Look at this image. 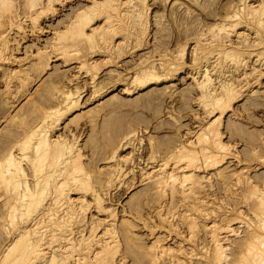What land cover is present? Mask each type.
<instances>
[{"label":"rangeland","instance_id":"obj_1","mask_svg":"<svg viewBox=\"0 0 264 264\" xmlns=\"http://www.w3.org/2000/svg\"><path fill=\"white\" fill-rule=\"evenodd\" d=\"M257 1L260 2H252ZM11 2L8 11L13 13L6 11L9 0L2 6L4 12L0 11L2 17L5 14L4 19L0 18V159L8 146L36 129L47 112L59 107L66 110L64 92L80 90V106L66 111L56 134H63L81 147L84 171L89 173L92 186L103 190V204L110 211L98 210L88 192L86 200L91 203L85 229L82 227L77 236L81 231L86 237L90 235V218L109 215L116 218V264H217L211 225H231L233 231L225 229L228 240L223 242L224 255L229 256L221 264H235L237 260L240 264L248 255V242L253 243L256 234L264 236V206L258 200L259 194L264 199V68L254 61L257 57L246 54L247 75L235 79L237 89H245L219 122L221 140L227 148L218 154L219 164H203L205 154L214 150L211 145L208 151L203 150L208 145L205 142L189 147L199 158L201 168L196 171V178L201 180V186L190 191L186 183L184 191L178 184L173 194L162 189L166 192L163 193L142 174L152 159L162 162L170 158L174 162L179 156L177 146L195 140V133L206 125L198 89L190 76L204 62L194 64L187 50L200 34L210 37L211 30L228 13L240 10L244 0H147L149 31L138 47H134L135 35L129 34V46L122 57L117 56V51L106 53L105 41L99 36L92 49V43L78 34L68 32L60 38L56 35L64 32L67 23L89 7L92 0H52V5L49 0H40L34 7L29 0ZM245 26L243 20L238 29ZM186 45L185 64L165 75L167 69L159 64L164 52ZM204 49L211 52L217 47L205 45ZM108 58L111 62L106 63ZM94 60L100 65L97 69L91 65ZM81 61H86L87 67L79 71ZM141 61L154 65L162 82L149 80L136 86L134 75L139 70L135 64ZM118 165L125 173L114 181ZM81 193L79 190L72 196ZM5 194L0 189L1 255L13 237ZM99 230L101 235L102 228ZM161 247L171 250L154 257Z\"/></svg>","mask_w":264,"mask_h":264},{"label":"bare ground","instance_id":"obj_2","mask_svg":"<svg viewBox=\"0 0 264 264\" xmlns=\"http://www.w3.org/2000/svg\"><path fill=\"white\" fill-rule=\"evenodd\" d=\"M11 1L9 0V6L6 5V11L12 7L13 2ZM29 1H31L29 3L32 7L40 3V0ZM252 1L244 0L241 7L242 12L240 9L228 13L226 19L219 23L215 29L211 28L210 37L203 38V34H200L197 41L189 45L187 51L192 57V62L194 64L200 60L204 62L198 67L195 66L197 68H194L195 72L190 76L198 89V99L201 101L205 113V118H203L207 122L195 133L197 134L195 140L190 139L186 144L177 146L179 156L175 157L174 162H170V158H165L162 162L152 159L153 161L148 162L146 167L144 166L145 171H142L144 179L153 182L157 189L159 187L158 190L160 188L165 191L169 190L173 194L178 189V184L184 189L187 186L186 183H189L188 189L190 191L196 189V186H201V180L196 178V171L201 168L199 158L196 151L189 147L192 148L205 142L208 145L203 150L206 151L207 149L208 151L211 145L214 150H209L205 154V163L203 162V164L213 167L219 162L218 156L221 155L218 154L225 153L227 150L226 145L221 140L222 133L218 125L221 123L220 120L225 110L245 89L243 87L237 89L235 79L247 75L249 65L246 54L250 58L252 55L257 57L254 61L264 68V62H261L264 60V0L257 1V4ZM51 2L52 0H49L48 3ZM5 3H8V0H0V11L5 8L2 7L5 6ZM148 9L147 0H92L89 7L79 12L70 24L67 23L64 32L56 35L60 38L68 32H71L72 35L78 34L83 40L92 43V49L95 46L93 44L96 43L95 39L99 36V40L105 41L103 48L106 53L117 51V56L122 57L129 46V34L135 35H133L136 38L134 47L142 44L150 23ZM8 13L10 12L8 11ZM11 13L13 12L11 11ZM99 20H101L100 23H98ZM243 20L246 22V26L239 30L238 25L242 24ZM1 22L3 23V21ZM5 44L4 46H6ZM205 45L216 46L217 50L205 51ZM185 47L187 45L177 51L165 50L167 52L162 53L163 56L159 64L162 69H167L168 72L165 75L178 71L181 65L185 64ZM255 48H259V51H256ZM96 52V50H92V53ZM110 59H106V63L111 62ZM79 63V71L87 67L86 61ZM91 65L96 69L97 66H100L97 60H94ZM135 65L139 70L136 71V76L134 75L135 81L138 80L136 86L139 85V82L163 80L154 65H148L146 61H141ZM87 71L90 73L89 69ZM90 76H92L91 80L95 79L94 74ZM122 80H126V78ZM126 90L130 92V88L126 87ZM73 91L69 90L63 94L66 110L59 107L47 112L44 121L36 129L26 134L25 138L18 143L15 142L16 144L8 146L6 153L4 152L5 156L0 159V179L4 181V185L0 183L3 185L0 186V189L6 193L5 204L9 211L8 216H11L12 219L11 223H8L13 225V232L8 231L13 233V237L10 243L4 247L2 255L0 253V264H116L118 247L114 240L117 235L114 236L116 218L114 219L113 214L111 218L109 215L106 218H90L92 219L91 229L88 231H91L90 235L86 237L81 231L77 236L79 230L84 228L86 224V214L91 203V201L86 200L88 192L98 210L105 212L110 210L107 206L104 207L103 190L95 189V186H92L89 173L84 171L81 147L79 148L75 142L69 141L68 137L63 136V134H56L66 111L72 112L71 109L80 106V90L76 93ZM216 114L219 116L213 120ZM124 173L125 170L123 171V168L118 165L115 168V176L112 175L113 180H120V176ZM1 180L0 182H2ZM79 190H82L80 196L73 197L72 194L78 193ZM163 190L162 192L166 193ZM260 195H258L259 198L263 197ZM259 198V202L264 206V199ZM62 213L63 216L60 215ZM255 214L257 217V213ZM65 219L69 221L68 224L64 223ZM99 227L102 228L101 235H98L97 232ZM211 228L217 248L215 258L221 264V261L229 256L224 255L226 246L224 247L223 242L228 240V235L225 232H227V228L230 232L233 231V228L230 229L231 225L223 227L216 224H212ZM254 238L253 243L248 242V245L251 243L250 248L247 246L249 251L246 253L248 255H244L243 261L239 262L240 264H264V248H262L264 247V236L256 234ZM155 245L156 243L154 247ZM168 250L171 248L161 247L154 257L159 258L160 255L168 253ZM236 263L238 264V260Z\"/></svg>","mask_w":264,"mask_h":264}]
</instances>
